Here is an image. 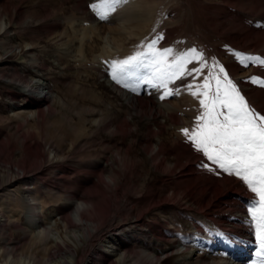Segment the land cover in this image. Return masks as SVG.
Segmentation results:
<instances>
[{"label": "rangeland", "instance_id": "1", "mask_svg": "<svg viewBox=\"0 0 264 264\" xmlns=\"http://www.w3.org/2000/svg\"><path fill=\"white\" fill-rule=\"evenodd\" d=\"M257 4L254 0H120L112 11L106 0H0V183H6L0 188L1 207L11 206L10 189L32 187L43 224L59 228L52 231L55 238L61 231L60 217L72 215L80 199L96 202L101 211L98 224L96 228L88 224L84 230L89 233L84 258L91 256L86 264L97 262V251L108 254L110 242L102 241L108 236L122 239L142 264H174L175 253L187 247L198 249L195 254L200 258H217L225 252L216 244L210 249L205 241L220 242L214 227L231 232L241 244L236 255L245 253L248 259L245 246L253 253L242 264H264V256L256 255L259 241L249 213L259 197L239 177L209 161L182 131L199 130L203 121L198 118L206 111L200 104L203 93L207 91L210 101L216 92L213 77L224 81L225 73L250 108L264 115L259 101L264 99V83L253 82V78L264 81V64L242 63L239 58L264 60V47L258 50V28L264 29V22L259 20ZM105 12L106 18H101ZM154 40V48L149 49ZM165 49L170 54L156 55ZM191 49L200 59L189 56L187 63L177 65V58ZM138 54L145 67L135 69L134 76L120 77L128 87L117 83L112 78L113 63ZM153 60L162 63L153 65ZM38 78L44 83L37 90L41 98H28L30 107L14 113L24 96H13L7 81ZM160 79L167 81L166 89L154 86ZM166 91L172 94L161 99ZM217 111L227 115L228 109ZM171 116L177 117L175 123ZM218 119L223 121V116ZM158 124L165 146L192 157L190 168L196 176L190 175L188 163L170 172L155 166L162 156L172 159L171 151L156 154V159L148 156L149 149L157 151L159 138L147 128L158 130ZM182 173L196 177L197 185L206 188L209 177L232 178L221 186L225 192L240 193L247 221H233V215H239L237 206L220 205L221 211L199 213L188 197L175 198L169 191L168 202L149 207L165 184ZM239 185L248 192L236 191ZM206 194L211 203L216 202L215 192ZM28 213L19 209L20 228L29 225ZM135 213L139 217L134 218ZM1 221V242L20 247L30 239V234L17 231L15 223L5 217Z\"/></svg>", "mask_w": 264, "mask_h": 264}, {"label": "bare ground", "instance_id": "2", "mask_svg": "<svg viewBox=\"0 0 264 264\" xmlns=\"http://www.w3.org/2000/svg\"><path fill=\"white\" fill-rule=\"evenodd\" d=\"M254 1H256V4L258 3L257 4L258 5V15H260L259 20L264 22V0H254ZM1 27H2V23L0 25V29ZM238 47H241V46L238 45ZM263 47H264V29H263V26L259 25L258 50L259 48H263ZM7 82L10 83L11 88H13L14 90L12 92L13 96H17V95L21 97L24 96V98L22 99L23 101L19 102V106H16V105L14 106L13 108V110H15L14 113L20 114L21 112H23L19 110L20 107L25 108L26 106H29L30 103H26V100L28 101V98H34V96L41 98L37 90L41 89V85H43L44 83L41 82L39 78L38 80L32 79L30 82H26V83H23L17 80L16 81L10 80ZM44 97H43V100H46V98ZM259 101L261 103L260 110L264 113V99H261ZM28 114H31V115L33 114L37 116L40 114V112L37 111L34 113L33 111H30ZM171 119L174 123L177 121L176 116H171ZM159 125L161 126L162 124L156 125L158 130H154L149 127L147 128L150 135L154 134L158 136L159 138L158 145H157L158 147L157 151L152 152V149H149L150 154L148 156H150L151 159H156L157 158L156 154L158 155V153L165 152L166 154H171L172 152V159L168 160L164 156L160 158L158 157L159 160L157 161L155 166L158 169H160L162 172H170L174 168L182 167L188 163L189 166L187 170H191L190 163H191L192 157H190L189 154L183 153L182 151H180V149L174 151V150H170L168 146H165L164 142H162L163 138L161 140L160 139L161 137L158 135L160 132ZM177 142L178 141L173 140V144ZM148 145L149 144H147V146ZM191 172L192 173L189 172L190 175L196 176V173L193 172V170H191ZM187 176H189V174L182 173L180 175H177L175 177V180L172 183L166 182L167 184H165L166 186H165L163 193H161L158 196L159 199L157 200L156 198H154L150 202L149 207L157 206L158 204H161L162 202H168L169 199L171 198L169 194L167 193L169 191L170 195L175 198L178 196L188 197L190 201L192 202V204L195 205L194 211L199 212V213L205 212L206 210L215 209V208L216 210L221 211L219 210L220 205H225L226 207H228V209H230L231 207L237 206L239 215H235V216L233 215V219H234L233 221H239V222L247 221L244 219V215L242 214V210L240 208L242 206L241 204L242 198L239 195H237L240 193L236 194L232 191L225 192L223 191V188L221 186L222 185L221 183L229 184V182L233 180L232 178L223 177L222 179H217L213 177L210 179L209 177L207 178L209 179L208 180L209 187L206 188L205 186L197 185L196 181L198 179L196 177H193L192 179H190L191 177L186 178ZM198 178H200V176ZM11 182H14V180ZM5 184L6 183L4 184L0 183V188L2 187L4 188ZM229 187L231 190L232 187L231 186ZM31 188L32 187H24V185H21L20 187L10 189V191L7 194L8 196L7 198L9 202H11V203H8V204H11V206L7 205L9 206V208L7 209L6 208L7 206L1 207L0 205V223H2L1 221L2 218L5 217L7 220L16 224L15 226H16L17 231L20 230L22 235L28 236L30 234V239L24 241V243L20 245V247H16L15 245H10L11 242L8 245L0 241V264H82V263L86 264V263H89L90 258H91L90 253H88V255L84 258V253L87 252L86 246H88L89 233L85 232L84 230L88 228L86 226L88 224L93 228H96L98 224L97 217L99 216L101 211L98 210V206L96 205V202H91L86 199H80V202L75 207L72 215L70 216L64 215L60 217L59 221L61 223V226H60L61 231L55 238H52L51 237L52 231L54 230L58 232L59 228L56 226L54 228H49L43 224V221L41 220V215H39L38 211H36L38 210L37 203H36L37 202L36 193L32 191ZM234 188L236 189V191H239V192L246 191L245 186L241 187L239 185ZM207 191H209L210 193L215 192V194L217 195V199L215 203L214 202L211 203L212 199H210L209 196L206 194ZM235 194L238 197L235 196ZM28 200L33 201V202H30ZM223 208L224 207H222L221 209ZM19 209L21 210L24 209L28 211L29 212L28 214L31 216L29 217V220H30L29 225H26L22 228L18 226L20 223V220L17 217V214L19 213ZM95 213L98 215L96 216ZM134 215H135L134 218L139 217L137 213H135ZM224 217H228V216L224 215ZM31 224H33V226L35 225V227L30 228L29 226H31ZM214 230L219 235L220 242L215 243L212 240L205 238L206 245H208L209 248L211 249L212 246L216 244V246H218V248L221 249L222 252H225L223 248V245H224L225 249H228L229 251V252H225L224 253L225 255H223V256H226V258H224L222 255L217 256V258H208V257L200 258L198 254L197 255L195 254V252L198 249L189 250L188 249L189 247H187L186 251L175 253L177 255H175L173 263L174 264H201V262H206L208 264H242V259L246 257V254L241 253L240 255L238 254L236 255V248L238 245H241V244L237 243L235 238L232 237L231 232L221 231L219 227H214ZM108 237L110 239H108ZM108 237H105V238L103 237L102 241L110 242L109 246L111 249L110 251H107L109 255L104 252L97 251L96 258L98 260L97 262H94L93 264H142L141 260L139 259L134 260V258L131 255L132 252L130 251L129 246L126 245V243L122 239L117 240L116 238L111 239L112 237L110 236ZM107 240H110V241H107ZM192 246H195V245H192ZM56 250L63 251V252L65 251V252L63 254H61V252L56 253ZM212 250H215V249H212ZM216 253L221 254L219 250H216Z\"/></svg>", "mask_w": 264, "mask_h": 264}, {"label": "snow or ice", "instance_id": "3", "mask_svg": "<svg viewBox=\"0 0 264 264\" xmlns=\"http://www.w3.org/2000/svg\"><path fill=\"white\" fill-rule=\"evenodd\" d=\"M107 7L114 11L115 4L120 0H106ZM95 7V5H93ZM107 12L101 14V18H106ZM157 41H152L149 49H153ZM170 49H165L163 53H156L159 56L170 54ZM141 55L129 57L120 62L113 63L112 78L117 83H123L125 87L129 85L124 83L120 78L134 76L135 69L145 67L141 60ZM192 59H200V55L195 49L189 50V53L177 58V65H183L188 62V57ZM242 63L245 61H258L264 64V60L252 56L240 55ZM153 65L162 63L160 60H153ZM159 71V69H157ZM199 71V69H194ZM221 73H224V68H219ZM180 74H183L182 72ZM176 74H172L175 78ZM216 79L215 95L208 100V93L205 91L203 95L205 99L200 100V104L206 109L204 114L199 117L203 123L199 124L198 131H193L189 134L188 129H182L184 134L188 136L198 151H202L209 161L214 163L224 172L230 175H235L243 180L251 192L255 193L259 200L256 201L249 209V213L255 221L256 236L259 241V250L257 256H264V115H260L251 109L245 98L236 89L231 80L227 79L225 73L224 81L219 77ZM253 82L264 83L253 78ZM162 88H167V81L160 79L158 85ZM204 89L207 90L209 85L204 84ZM171 92L166 91L161 99L171 95ZM193 92V95H196ZM218 107L228 109L227 115L218 112ZM223 116V121L218 119Z\"/></svg>", "mask_w": 264, "mask_h": 264}]
</instances>
